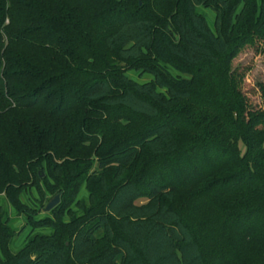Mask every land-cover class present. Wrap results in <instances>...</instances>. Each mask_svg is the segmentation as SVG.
<instances>
[{
    "label": "trees",
    "instance_id": "trees-1",
    "mask_svg": "<svg viewBox=\"0 0 264 264\" xmlns=\"http://www.w3.org/2000/svg\"><path fill=\"white\" fill-rule=\"evenodd\" d=\"M196 5L214 12L212 30ZM142 6L0 0V69L17 30L55 47L51 58L20 60L3 73L7 82H35L6 89L9 104L37 112L25 134L32 139L33 124L48 129L47 139L52 128L75 123L88 143L100 141L94 157L102 169L90 174L98 200L67 243L54 235L28 241L6 264H264V110L250 109L243 75L232 68L244 47L264 41V0L257 7L248 0ZM154 20H161L162 35L153 31ZM144 49L153 62L141 61ZM129 68L151 79L133 81L123 74ZM258 86L264 104V83ZM139 163L138 176H128ZM64 170L52 166L62 206L84 178ZM186 186L195 187L174 202V191ZM254 243L257 253L250 251Z\"/></svg>",
    "mask_w": 264,
    "mask_h": 264
},
{
    "label": "rangeland",
    "instance_id": "rangeland-1",
    "mask_svg": "<svg viewBox=\"0 0 264 264\" xmlns=\"http://www.w3.org/2000/svg\"><path fill=\"white\" fill-rule=\"evenodd\" d=\"M168 2L175 7L181 3V0H168ZM248 2L257 7L259 0H248ZM135 3H138L142 9L143 0H135ZM242 5L243 2L240 6ZM195 10L203 15L207 26L212 30L214 12L203 5H196ZM161 23V20L153 21V31L158 35L165 32ZM12 40L13 46L7 48L3 56L4 65L0 69L2 80L0 87V263L3 264L9 263L11 255L28 241H41L54 235L58 242L67 243V235L71 229L88 213L87 209L94 206L98 200L97 182L90 174L102 170L97 166L94 157L95 152L101 148L100 141L88 143L84 138L87 131L75 129V123H72L71 127L68 124L64 126L61 124L56 129L52 128L48 136L50 140L46 139L48 129L44 131L33 124L29 125L30 129L34 130L33 134L30 133L32 139L25 134V131H28L26 128L28 122L32 119L38 121L36 120L37 112L21 110L15 108L12 103L9 104L11 99L6 89L9 84L14 89L29 88L35 82L31 80L25 84L22 81L7 82L3 73L14 69L22 60L29 61L28 58L31 57H40L45 53L46 57L51 58L50 54L55 51V47L53 43L40 42V38L33 36L28 38L20 30L12 34ZM141 61L153 62L152 54L144 49ZM232 68L243 75L241 90L248 100L250 109L264 110L258 86L264 83V41L255 46L244 47L233 59ZM165 69L172 76L187 77L168 66H165ZM106 70L114 73L113 69L106 68ZM123 74L139 83L151 79V76L143 69H124ZM158 90L162 91V89ZM89 119L92 120L93 116L90 115ZM30 140L33 144L27 151L25 144ZM40 143H43L41 147ZM32 148L33 151H31ZM53 165H59L63 170L65 167L73 168V170L82 171L84 175L75 197L66 206L61 205L65 196L62 189H59V187L62 188L61 180L52 171ZM139 166L140 163L134 166L128 176H138ZM103 170L107 173L111 171V166ZM64 171L63 176H65ZM106 177L107 182H110L108 175ZM45 182H48L50 187ZM58 184L59 187H57ZM194 187L186 186L175 190L174 202L182 200ZM56 192H58V202L45 210L44 205ZM91 192H93L92 195H90ZM235 199L236 197H231L229 200ZM140 200L143 199L137 201ZM37 220H45L47 223L36 225ZM96 235L99 238L102 236L100 231H97ZM250 249L256 253L259 251L255 243L250 246Z\"/></svg>",
    "mask_w": 264,
    "mask_h": 264
},
{
    "label": "water",
    "instance_id": "water-1",
    "mask_svg": "<svg viewBox=\"0 0 264 264\" xmlns=\"http://www.w3.org/2000/svg\"><path fill=\"white\" fill-rule=\"evenodd\" d=\"M58 202V192H56L51 198L48 199L46 204L44 205V209L48 210L52 206H54Z\"/></svg>",
    "mask_w": 264,
    "mask_h": 264
}]
</instances>
